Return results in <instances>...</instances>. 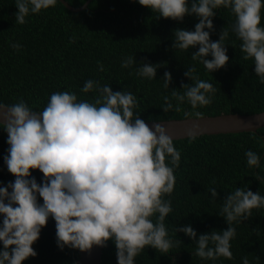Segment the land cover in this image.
Instances as JSON below:
<instances>
[{
    "label": "clouds",
    "instance_id": "1",
    "mask_svg": "<svg viewBox=\"0 0 264 264\" xmlns=\"http://www.w3.org/2000/svg\"><path fill=\"white\" fill-rule=\"evenodd\" d=\"M57 0H15L18 11L15 21L26 22L29 14L54 6ZM158 13L157 18L182 21L195 15L194 30L174 29V49L193 52L211 73L229 61L224 27L218 40L210 39L215 31L213 17L216 9H230L235 16L232 31L241 41L243 59L252 58L259 82L264 84V0H138ZM10 47L19 50V42ZM211 57V58H209ZM135 65V74L149 80L156 78L159 63L137 64L135 56L121 60V67ZM99 71L104 65L99 64ZM195 65L187 66L185 77L193 83H182L183 92L171 90L176 100L175 110L187 101L193 109L212 103L216 89L200 79ZM172 74L165 71L163 87L169 88ZM82 93H94L91 100L80 99L75 91H55L46 105L35 110L23 98L12 104H0V128L7 133V154L3 157L13 181L0 186V264H22L37 255L32 245L39 239L41 229L49 218L55 220L56 243L91 252L93 245L104 246L108 240L116 245L117 264H136L135 258L151 246L161 253L179 245L182 240L169 235L165 219L173 211L170 199L174 189V170L179 165L180 152L162 123H146L137 109L140 100L133 92L113 91L109 83L88 79L80 88ZM164 112L174 108L169 96H164ZM188 115V113H185ZM195 116L201 113L196 111ZM199 125L187 130L195 139ZM247 165L259 167L260 155L245 152ZM32 169L43 176L38 182ZM261 182V178L257 177ZM214 183V181H213ZM211 199L219 193L209 187ZM42 198L43 202H40ZM264 208V195L248 186L235 187L222 200L218 214L228 227L200 233L191 224L173 227L195 243L192 255L215 260L232 257L231 241L237 234L233 222L240 223L252 216L254 209ZM78 264V262H76ZM242 264H250L247 256Z\"/></svg>",
    "mask_w": 264,
    "mask_h": 264
},
{
    "label": "trees",
    "instance_id": "2",
    "mask_svg": "<svg viewBox=\"0 0 264 264\" xmlns=\"http://www.w3.org/2000/svg\"><path fill=\"white\" fill-rule=\"evenodd\" d=\"M66 1L80 7L87 0ZM17 11L15 0H0V104H12L23 98L35 110H40L52 92L64 90L75 91L78 98L91 100L95 94L82 93L80 88L86 80L94 79L109 83L113 91L125 88L141 98L137 111L145 122L264 111V84L255 74L253 59H243L241 41L232 31L235 16L228 8L215 10V31L210 32V39L218 40L222 29H228L225 44L229 61L212 73L199 60L191 58L199 45L188 50L171 47L174 29L194 30L198 22L195 15L186 14L182 21L157 18L158 13L138 0H92L82 12H72L57 0L54 6L29 14L24 24L15 21ZM11 42H19L23 47L15 50L10 47ZM129 55L135 56L138 65L159 63L156 78L138 77L135 65L121 67V60ZM99 64L104 65V71L98 70ZM192 65L200 79L214 85L212 103L193 109L185 101L176 111L177 102L171 97V90L183 92L182 83H193L184 75L187 66ZM165 71L173 77L169 88L163 87ZM166 95L174 108L164 112L161 107ZM196 111L201 115L195 116ZM173 142L180 152V161L174 170L173 192L164 196L171 200L173 209L165 224L169 235L182 242L169 253L145 246L135 258L136 264H242L244 256L250 264H264V208L254 209L252 216L238 224L233 222L237 234L231 241V258L221 256L211 260L192 255L196 248L192 239L183 232L173 231L175 225L187 224L198 235L226 229L228 224L218 212L222 200L235 187L245 185L264 195V128L255 133L203 135ZM8 147L7 133L0 128V186L15 179L3 159ZM249 149L260 155L259 167L247 165L245 152ZM31 171L40 182L43 173L39 169ZM209 187H216L219 193L216 200L207 192ZM39 199L42 203V198ZM55 223L50 217L32 245L37 255L22 264H79V249L58 247ZM102 264H117L116 245L112 240L103 247Z\"/></svg>",
    "mask_w": 264,
    "mask_h": 264
},
{
    "label": "water",
    "instance_id": "3",
    "mask_svg": "<svg viewBox=\"0 0 264 264\" xmlns=\"http://www.w3.org/2000/svg\"><path fill=\"white\" fill-rule=\"evenodd\" d=\"M72 12H82L88 8L92 0H87L80 7L71 6L66 0H59ZM3 117L0 115V120ZM151 122H146L151 124ZM167 129L168 134L175 140L189 138L187 130L193 125H199L196 137L203 135L235 134L244 132H257L264 128V111L251 115L221 114L218 116L189 117L186 119H173L157 121ZM103 247L93 245L91 252L80 251L79 264H102Z\"/></svg>",
    "mask_w": 264,
    "mask_h": 264
}]
</instances>
